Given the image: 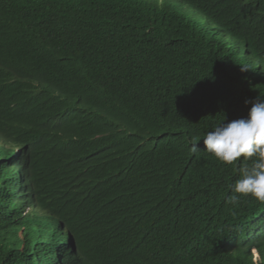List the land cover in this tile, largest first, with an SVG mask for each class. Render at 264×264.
I'll list each match as a JSON object with an SVG mask.
<instances>
[{
    "label": "trees",
    "instance_id": "16d2710c",
    "mask_svg": "<svg viewBox=\"0 0 264 264\" xmlns=\"http://www.w3.org/2000/svg\"><path fill=\"white\" fill-rule=\"evenodd\" d=\"M262 97L264 0H0V264H66L58 220L90 264H264V203L190 150Z\"/></svg>",
    "mask_w": 264,
    "mask_h": 264
},
{
    "label": "clouds",
    "instance_id": "9594fccd",
    "mask_svg": "<svg viewBox=\"0 0 264 264\" xmlns=\"http://www.w3.org/2000/svg\"><path fill=\"white\" fill-rule=\"evenodd\" d=\"M211 28L216 31L215 26L211 25ZM200 35L208 34L202 31ZM209 36L213 38V35ZM224 120L207 131L202 139L191 143L190 150L193 154L198 153L197 145L203 140L206 153L222 164L235 167L239 179L231 186L233 193L229 198L231 204H238L241 197H250L264 203V97L252 103L246 119H237L228 123H224ZM18 203L21 215H27L35 210L33 203L31 206L25 202V199ZM66 226L68 224L58 220L51 227L60 228V233L56 237L54 233H50L41 242L49 243L51 249L58 247L60 243L68 246L70 254L60 256L63 258L61 261L63 263L90 264L82 259L85 248L80 246L78 239L68 238L66 232L69 233V229ZM89 246H93L92 243Z\"/></svg>",
    "mask_w": 264,
    "mask_h": 264
},
{
    "label": "bare ground",
    "instance_id": "6f19581e",
    "mask_svg": "<svg viewBox=\"0 0 264 264\" xmlns=\"http://www.w3.org/2000/svg\"><path fill=\"white\" fill-rule=\"evenodd\" d=\"M45 233H47V234L54 233L55 237H56V235H58V233H60V230H58L56 227H51V228H47Z\"/></svg>",
    "mask_w": 264,
    "mask_h": 264
},
{
    "label": "rangeland",
    "instance_id": "374dc122",
    "mask_svg": "<svg viewBox=\"0 0 264 264\" xmlns=\"http://www.w3.org/2000/svg\"><path fill=\"white\" fill-rule=\"evenodd\" d=\"M201 23H203V25H205V22L203 20ZM21 199H23V198H21ZM22 203H24V202H22ZM257 261H260V258H257Z\"/></svg>",
    "mask_w": 264,
    "mask_h": 264
}]
</instances>
